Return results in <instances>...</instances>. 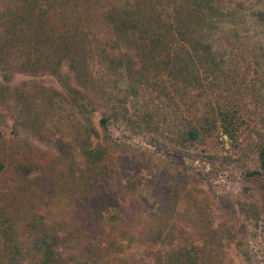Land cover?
Segmentation results:
<instances>
[{
  "label": "rangeland",
  "instance_id": "1",
  "mask_svg": "<svg viewBox=\"0 0 264 264\" xmlns=\"http://www.w3.org/2000/svg\"><path fill=\"white\" fill-rule=\"evenodd\" d=\"M196 1L202 23L192 24L224 57L245 122L236 142L217 135L182 152L172 114L157 130L120 119L99 130L119 100L140 115L139 89L120 70L110 78L96 70L103 56L89 57L86 69L102 77L77 97L59 54L48 68L18 70L26 52L9 53L4 33L13 1L0 0V264H38L46 240L61 264H159L191 245L200 264H264V183L244 176L264 143V0ZM47 17L56 40L65 19ZM90 127L111 156L98 165L79 146Z\"/></svg>",
  "mask_w": 264,
  "mask_h": 264
},
{
  "label": "trees",
  "instance_id": "2",
  "mask_svg": "<svg viewBox=\"0 0 264 264\" xmlns=\"http://www.w3.org/2000/svg\"><path fill=\"white\" fill-rule=\"evenodd\" d=\"M12 1L11 9L3 11L8 15L4 33L9 53L19 52L21 46L26 52L25 58L15 63L18 70L36 72L48 68L54 62L50 60L52 53L59 54V64L66 62L69 79L76 82H70L74 86L69 91L77 97L86 87L89 90L99 83L102 76L87 70L86 63L93 55L103 56L105 68L98 64L97 71L104 70L110 78L120 70L126 85L139 89L140 115L134 117L127 103L119 100L102 113L98 120L100 131L108 132L109 126L120 120L135 129L155 124L157 130L172 114L176 122L173 141L182 152L217 135L238 141L245 122L243 103L232 95L224 57L192 24L202 23L196 0H190L189 9L181 0H126L115 4L109 0H80L77 5L72 0ZM50 10L65 19L56 40L46 35L52 26L47 17ZM159 116L161 119L155 123ZM98 140L97 129L90 127L79 145L93 165L111 158ZM255 155L257 169H245L244 176L264 183V143L257 146ZM181 247L165 252L158 258L159 264H200L195 245L190 249ZM37 250L38 264H61L52 242L39 241ZM89 253L97 254L94 247Z\"/></svg>",
  "mask_w": 264,
  "mask_h": 264
}]
</instances>
